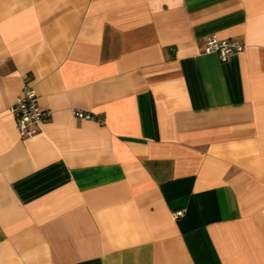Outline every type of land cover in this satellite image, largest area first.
<instances>
[{"label": "crops", "instance_id": "obj_1", "mask_svg": "<svg viewBox=\"0 0 264 264\" xmlns=\"http://www.w3.org/2000/svg\"><path fill=\"white\" fill-rule=\"evenodd\" d=\"M0 264H264V0H0Z\"/></svg>", "mask_w": 264, "mask_h": 264}, {"label": "built area", "instance_id": "obj_2", "mask_svg": "<svg viewBox=\"0 0 264 264\" xmlns=\"http://www.w3.org/2000/svg\"><path fill=\"white\" fill-rule=\"evenodd\" d=\"M243 49L244 44L234 39H221L215 35L206 37L204 44V51L216 53L222 62L227 61L232 54ZM9 109L15 118L16 129L25 138L33 137L39 133L43 123L51 116V111L39 104L36 91L28 82L23 84L21 93ZM73 112L80 119L104 121L101 116L97 117L81 109H74ZM173 215L176 217L181 216L183 210H176Z\"/></svg>", "mask_w": 264, "mask_h": 264}]
</instances>
